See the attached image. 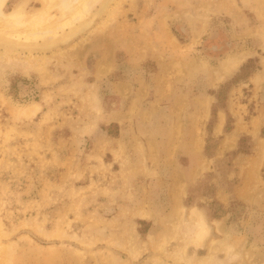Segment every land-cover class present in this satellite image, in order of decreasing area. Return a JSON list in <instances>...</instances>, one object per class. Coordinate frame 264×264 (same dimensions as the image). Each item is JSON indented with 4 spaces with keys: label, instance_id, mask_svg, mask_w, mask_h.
I'll use <instances>...</instances> for the list:
<instances>
[{
    "label": "rangeland",
    "instance_id": "rangeland-1",
    "mask_svg": "<svg viewBox=\"0 0 264 264\" xmlns=\"http://www.w3.org/2000/svg\"><path fill=\"white\" fill-rule=\"evenodd\" d=\"M111 19L39 70L0 76L17 103L49 99L37 119L16 120L0 97V241H17L12 264H264V0H126ZM112 139L118 162L105 165ZM249 196L259 200L234 198ZM169 198H185L171 225L127 232L133 216L168 218ZM115 200L146 211H115ZM194 210L222 215L228 231L210 222L202 235Z\"/></svg>",
    "mask_w": 264,
    "mask_h": 264
},
{
    "label": "bare ground",
    "instance_id": "bare-ground-1",
    "mask_svg": "<svg viewBox=\"0 0 264 264\" xmlns=\"http://www.w3.org/2000/svg\"><path fill=\"white\" fill-rule=\"evenodd\" d=\"M124 1L126 0H40L41 6L35 7L32 10H29L28 0H19L14 3L13 7L10 10L6 11L5 7L7 6L9 0H0V76L6 68H11L12 70H16V71L19 70L21 73L25 75H29L31 72L39 70L40 67L45 66L49 58L59 57L60 55L64 53V48L69 47L73 42L78 40V38L87 36L89 33H91L95 29V27L99 28L97 24L103 18H107V21L112 20L111 18L114 19L117 8ZM54 10H56L57 12L54 13L53 12ZM40 61L44 63L40 65L41 64V63L39 64ZM231 63L232 65L236 66L237 59L236 61H234L233 59ZM0 97L3 98L6 107L8 108V110L12 112V115L14 116L16 120H30V119L34 120L36 115L39 114V112H41L42 106L46 104L47 101L49 100L48 99L46 101L45 99L47 97L46 92L42 94L41 101H33L31 103L29 102V104L17 103L13 101L10 96L4 93H0ZM201 109L202 108H200V110ZM208 109H209V106H208ZM262 147L263 146L261 144L260 149H262ZM198 148H200V146ZM201 227L203 229H201L199 232H201L202 235H206L207 231L205 230L206 228L205 225H201ZM44 232H46L44 231V229H42L41 231H38L39 234L41 235L44 234L45 236L49 233V232H46V233ZM8 235L9 233H6L2 230V224L0 221V240H2ZM106 237L109 238V241H112V242L114 241L115 245H117L116 243H118V246H122L126 251L130 253V255L133 258H136L138 256V253L140 252V248L138 245H136L135 247L134 242H133V245L132 243L128 241L115 242V240H119V239H116L115 236L113 238V236L111 235L108 236V234H106ZM29 240L31 239L29 238ZM16 245H17L16 240L11 239L8 244L0 241V258L2 261L7 262L8 264H12V256L15 251ZM159 246L161 249H163L164 241H161V244ZM224 246L226 248L225 250L227 251L228 259L238 258L239 253L235 252L233 250V247L229 245L228 242L224 241ZM162 254L164 255V253ZM200 259L196 261L197 262L196 264H205L204 261H202L203 262L202 263ZM203 260H206V259H203ZM158 262L159 263L157 264H165V263H160L161 261H158ZM212 264H215V263H212Z\"/></svg>",
    "mask_w": 264,
    "mask_h": 264
},
{
    "label": "crops",
    "instance_id": "crops-1",
    "mask_svg": "<svg viewBox=\"0 0 264 264\" xmlns=\"http://www.w3.org/2000/svg\"><path fill=\"white\" fill-rule=\"evenodd\" d=\"M44 108H45V105L42 106L41 112L44 110ZM41 112H39V114H37V115H40ZM37 115H36L35 119H37ZM112 123L113 122H110V124H112ZM36 127H37V125H27L26 123H25V125H18L19 131L21 133L23 132L24 135H26L27 133H32V132L33 133H36V130H34ZM24 135L18 137L17 140L20 142L19 145H18L19 149L23 152V154H26L25 151H24V145L26 143L25 142L26 139L24 138ZM121 137H123V131L121 132ZM100 142H102V141H97V144L100 145ZM104 142L105 143L107 142V145L109 147L111 146L113 149L109 150V148L107 146L105 155L104 154L101 155V158H103L102 159L103 162L106 165V161H105L104 157L108 156V154H109L111 156L113 155L112 160L114 159L113 162L117 163L118 161H116V158L114 156V153H116V152L118 153V148H119V145H120V140H118V139L113 140L112 139L109 142L108 141H103V143ZM96 151L97 150L94 151V154L96 153ZM58 158H60L59 155H58ZM16 161H18V160H15V162ZM112 165H113V167L115 166L114 163L113 164L110 163L109 164V167H112ZM216 198H217V200L219 202L220 201L221 202L223 201L222 198H219V197H216ZM234 198L237 199V200H240L242 202H249L250 200L253 201V202H257L259 200V198H257V196L234 197ZM123 201H127L128 203L131 202L132 204H135V203L139 202V203H142L144 205V203H145L144 201L141 202L138 199H128V200H123ZM169 201H170V209H169V216H168V218H165L164 220H162L152 210L150 212L146 213L148 216H141V215L140 216L139 215L133 216L132 218H130L129 224H127V228H129V229H127V232L129 234H133V235H136L137 234V235L141 236V232H139V228H141V227H145L146 228L147 226H149V228H148L149 230H145L144 229L143 232H145V234H147V233H149V234H156V232H155L156 230H154V229H156V227L158 226V224H162L163 229H165L168 224L171 225L174 222L173 220H175L176 218H179L178 209L181 206L182 207L185 206V198H169ZM109 203H111V205H112L111 209H113L115 211L118 208L121 211H123L125 209H127V210H130L131 209V211H132V213H134V215L137 214L138 212H141L142 210L143 211H146V208L145 207H142V204H139V203H138V206H136L134 208L132 206H129V208H126V207H123V205H121V207H120V205H119V204H121L120 200H115V202H114L115 205H113V202L112 201L109 202ZM117 205H118V207L116 209V206ZM188 214H189V211L187 212V215ZM193 214L196 215V217L201 220V224L202 225H205L206 227H208L210 229H211V227L208 226V223L212 222L213 226L217 228V231L219 233H226L228 231V229H227L228 226H226L224 223H222L223 221H221V220H223L222 215L217 214V212H214V214H213L214 217L212 218L213 220H211V218L209 219L207 217V215H206L205 212H201V211L196 210L195 212H193ZM196 217H193V218H196ZM115 219L116 220H119V221L124 220V219H121L119 217L118 218L117 217H114V220Z\"/></svg>",
    "mask_w": 264,
    "mask_h": 264
}]
</instances>
